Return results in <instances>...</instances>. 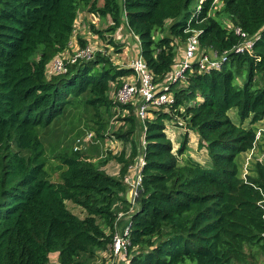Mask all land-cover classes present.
Segmentation results:
<instances>
[{
  "label": "trees",
  "instance_id": "16d2710c",
  "mask_svg": "<svg viewBox=\"0 0 264 264\" xmlns=\"http://www.w3.org/2000/svg\"><path fill=\"white\" fill-rule=\"evenodd\" d=\"M217 1L231 27L213 10ZM191 2L0 0V264H49L53 253L58 264H90L98 252L112 253L119 213L130 215L124 264H264V134L255 142L263 126L255 124L264 121V0H201L194 11ZM82 10L92 18L90 31L114 52L120 44L113 34L122 24L138 37L154 83L172 71L191 30L199 31L200 52H225L226 59L208 71L193 61L183 71L170 85L173 102L151 109L144 120L140 147L135 105L111 96L132 68L103 49L66 62L65 72L46 70L70 51ZM94 19L109 23L95 28ZM246 39L251 47L234 51ZM76 40L78 47L88 44ZM69 107L86 116L87 127L77 135L88 128L95 136L84 148L62 143L54 181L45 136L71 115ZM115 113L122 124L112 135L129 143V152L95 159L88 152L107 137ZM179 119L187 131L173 151L165 122ZM189 131L205 149L206 164L181 157ZM253 148L262 158L243 174V157ZM139 149L145 163L131 202L124 178ZM110 158L119 164L117 175L103 168ZM66 200L85 215L72 213Z\"/></svg>",
  "mask_w": 264,
  "mask_h": 264
},
{
  "label": "rangeland",
  "instance_id": "374dc122",
  "mask_svg": "<svg viewBox=\"0 0 264 264\" xmlns=\"http://www.w3.org/2000/svg\"><path fill=\"white\" fill-rule=\"evenodd\" d=\"M201 0H192V2L190 3L189 6V10L194 11L200 4ZM222 8V4L220 2H216L215 7L213 10L217 11L219 13L218 15V19L221 21V23H225L226 25H228V27H231L230 22H228L227 16L221 12ZM212 14V13H210ZM92 22V21H91ZM169 22H167V25H169ZM90 21L87 22V24H85V35L86 37L90 38V40H86L87 43H89L91 45V47L93 48L94 51H99V50H103V49H108L110 50L113 54L111 55L114 62L118 63V62H122V63H126L128 62V60L131 57H135L138 55L139 52V40L137 41V39H135V37H133V34L130 33L127 29V34H129L130 36H128V46H127V53L124 56V60L122 58H120L118 55H120L121 53H123L124 49L120 50L119 53L114 52V50L112 49V47H107V44L101 40L96 34L92 33L93 35H96L95 37H92L89 35L90 32ZM107 22L105 21H100V23H98V26L94 25L95 28H99V29H103L107 26ZM118 32V31H117ZM118 34L120 35L119 38H123L124 35L121 33V28L119 29ZM127 36V35H126ZM125 38V37H124ZM101 40V42H100ZM77 44V42H76ZM78 46V44H77ZM78 48V47H76ZM75 47L73 48V46H71L69 49L70 51H68L70 53H73L76 49ZM68 54H65V56H67ZM128 54V57H127ZM123 55V54H122ZM178 55V54H177ZM197 56H199V52L197 53ZM243 77H245V75H242ZM242 78H237L236 79V83L238 85H242L243 83ZM112 97H115V94L112 92L111 93ZM71 113L70 116L68 117H64L62 118V120L60 121L58 127L56 129H52L50 131V133L45 136V139L47 140V145L48 148L46 150V154L48 156V169L49 172L51 174V179L54 181H58V171L55 169V167L58 164V159L55 158L56 154L59 153L61 151V145L62 143H64V141L66 142H72L73 146L75 147L76 145H80L84 142H80L77 143V139H82L83 137V132H80L77 135V132H79V129L84 125L85 127L86 124H88L85 120H86V116H84V113H82V109H76L75 107H69L68 109ZM123 113L126 115L127 113L125 111H123ZM228 114L232 117V120L235 123H239L240 122V117L237 113L236 109H231L228 111ZM105 115V114H104ZM122 115V114H121ZM106 116V115H105ZM123 116V115H122ZM151 113L149 114L148 117H151ZM118 117H121L119 113H115L113 115V117L111 118L110 121V125H109V129H108V135L107 137L103 140L100 141V145L97 146L96 149H92L88 152V154H90L93 158L95 159H99L98 156L100 155L101 158H108L110 155L114 156L117 155L120 151L124 150L125 152H129L128 150L130 149V144L126 143L124 144V142L120 141L119 139H117L114 135H112L113 131H115L119 125L122 124V121H120L118 119ZM138 121V129H137V137H136V142L138 143V145L141 147V140L143 137V125L142 122ZM182 119H179L177 122L176 121H170V122H165L166 123V129L165 132L167 134V136L171 139L172 142V146H173V151L180 145V143L182 142V137H183V133H185L186 128L184 126H180L179 123H181ZM184 123V122H183ZM261 126L264 125V121L260 122V123H256L255 126ZM88 130V128H87ZM90 131H92L93 133V137L95 136V131L92 129H89ZM189 134L188 136V142H187V149L185 151V153H183V155L181 156L182 158L187 157L188 155L192 158H194L195 160L206 164L207 162V156H206V152L204 148H198L197 147V140H195L193 137L192 139H190V135H193V132L189 131L187 132ZM195 135V133H194ZM85 146H83L84 148ZM88 147V146H87ZM181 158V159H182ZM262 158V154L259 152L258 148H255L253 152H249L247 154L244 155L243 157V163H242V172L243 174H245V172H248V170L250 169V165L252 164L251 161L255 160V159H261ZM106 164L103 165L104 170L106 172H112V171H118V167L119 164L113 159L110 158L109 160H107L105 162ZM134 202V201H133ZM66 207L74 214H76L79 217H83L85 215V212L83 210V208H81L79 205L73 203L70 200H66L65 201ZM57 255L56 253H53L50 255V260H49V264H58L57 262ZM114 263V264H124L125 263V258L118 256V257H113V255H111V253H107V252H98V255L96 258L90 260V264H108V263Z\"/></svg>",
  "mask_w": 264,
  "mask_h": 264
},
{
  "label": "built area",
  "instance_id": "2783aa9c",
  "mask_svg": "<svg viewBox=\"0 0 264 264\" xmlns=\"http://www.w3.org/2000/svg\"><path fill=\"white\" fill-rule=\"evenodd\" d=\"M198 9L199 6L195 10ZM191 32V35L187 37L184 43L183 56L181 59H179L172 71L166 75L161 83L153 82L152 75L139 52L137 56L130 59L129 65L127 67L132 68L133 75H130L131 79L125 80L122 87L115 93V99L121 104L133 103L135 105L136 119L141 121L142 124L149 116L151 109L173 102L174 97L170 91V85L182 78L183 71L189 67L193 61L198 62L199 69L201 71H208L211 68H219L221 63L226 59L225 52L221 56L217 55L213 51H210L209 53L200 52L197 37L199 31L191 30ZM251 45L252 41L250 39H246L240 45L234 47V51L242 52L244 49L250 48ZM107 47L109 48L110 46L107 45ZM94 52L95 51L89 43L84 47L76 48L73 53L68 54V51L63 52L51 60V62L47 65L46 70L48 73L53 74L65 72L66 62L74 63L78 59H90ZM198 52L199 56H197ZM65 54L68 55L65 56ZM262 134H264V125L257 129L255 134V142ZM92 138V131L84 130L82 139H77V143H80L81 141L84 143L76 145L74 149L87 146L88 143L92 141ZM144 145L145 141L144 137H142L141 146L143 147ZM253 151L254 148L250 152ZM144 163V154L142 153V149H139L138 154L133 159V162L128 166V173L124 178L126 184L128 185L127 191H130L131 202H133L137 196L138 187L140 186L142 177L141 170ZM121 217H123V214L119 213L117 219H120ZM128 231V226L121 230H115L111 244V255H113V257L121 256L125 258L126 247L129 244L127 237ZM108 264L114 263L111 262Z\"/></svg>",
  "mask_w": 264,
  "mask_h": 264
},
{
  "label": "crops",
  "instance_id": "0c3cea01",
  "mask_svg": "<svg viewBox=\"0 0 264 264\" xmlns=\"http://www.w3.org/2000/svg\"><path fill=\"white\" fill-rule=\"evenodd\" d=\"M123 19H124V16H123ZM88 21H92V18L90 16V14H88V12H86L84 10L80 11L78 13L76 22L74 24V36L70 40V43H69L70 47L73 46V48H74V47L77 46V44H76L77 37H82V38H84L87 41L90 40V38L86 37V35H85L86 31L84 29L85 24H87ZM105 22L109 23V20L107 19V20H105ZM93 23H94L95 26L96 25L98 26V23H100V20L94 19ZM118 32H119V30H118ZM118 32L114 33L113 35H114V39L120 44L119 52H120V50L124 49V47H125V50L123 51V53L118 55L119 57L121 56L120 58H122L124 60L125 59L124 56H125V54L127 53V50H128L127 49V46H128L127 40H128V36H130V35L127 34L128 31L126 29L125 24H122V26H121V33L124 35L125 38L124 37L123 38H119L120 35L118 34ZM89 35L96 38V35H93L91 31L89 32ZM133 37H135V39H137V41H138V37L137 36L133 35ZM100 42H101V40H100ZM138 48H139V45H138ZM109 52L111 54H113L110 50H109ZM119 52H117V53H119ZM183 52H184V46L181 45L180 48L178 49V52H177L178 55L176 56V64L179 61V59H181V57L183 56ZM127 57H128V54H127ZM130 59L126 63L118 62L117 64L128 66L129 62H130ZM129 79H131L130 76L125 77V80H129ZM188 136H189V134H188ZM192 137L195 140H198V137L196 136V134L194 135V133H193L192 136L190 135V139H192ZM107 173H109L111 175H117L118 171L116 170V171L107 172ZM129 216H130L129 213L123 216V218H122L121 222L119 223L117 229L121 230V229L124 228L125 224L127 223L128 219H129Z\"/></svg>",
  "mask_w": 264,
  "mask_h": 264
},
{
  "label": "water",
  "instance_id": "95a60500",
  "mask_svg": "<svg viewBox=\"0 0 264 264\" xmlns=\"http://www.w3.org/2000/svg\"><path fill=\"white\" fill-rule=\"evenodd\" d=\"M126 199H127L128 201H130V191H127V192H126Z\"/></svg>",
  "mask_w": 264,
  "mask_h": 264
}]
</instances>
